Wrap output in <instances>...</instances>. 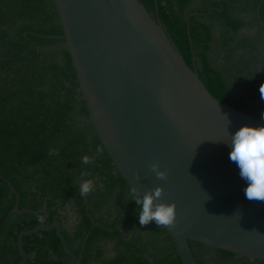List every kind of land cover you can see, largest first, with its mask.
Returning <instances> with one entry per match:
<instances>
[{"label": "trees", "instance_id": "trees-1", "mask_svg": "<svg viewBox=\"0 0 264 264\" xmlns=\"http://www.w3.org/2000/svg\"><path fill=\"white\" fill-rule=\"evenodd\" d=\"M140 1L214 98L261 118L264 0ZM98 145L55 1L0 0V264L20 263L18 235L43 218L9 215L16 198L7 181L19 209L44 208L47 226L61 223L81 264H182L165 227L140 225L128 183L105 149L96 153ZM50 148L59 155H49ZM85 155L94 163L83 164ZM85 179L95 188L81 196ZM23 244L26 264H74L55 230L26 236ZM188 245L197 264H264Z\"/></svg>", "mask_w": 264, "mask_h": 264}, {"label": "water", "instance_id": "water-1", "mask_svg": "<svg viewBox=\"0 0 264 264\" xmlns=\"http://www.w3.org/2000/svg\"><path fill=\"white\" fill-rule=\"evenodd\" d=\"M54 1L94 131L130 189L143 196L162 187L160 202L176 204V225L165 228L182 264H197L189 240L264 262V201L245 197L226 144L240 127L264 120L214 98L140 0ZM153 163L166 180L150 171ZM7 184L16 198L9 215H43L18 235V264L28 261L24 237L53 230L81 264L61 223L47 226L44 208L19 209L20 196Z\"/></svg>", "mask_w": 264, "mask_h": 264}, {"label": "clouds", "instance_id": "clouds-1", "mask_svg": "<svg viewBox=\"0 0 264 264\" xmlns=\"http://www.w3.org/2000/svg\"><path fill=\"white\" fill-rule=\"evenodd\" d=\"M259 92L261 100H264V83H261ZM260 117L264 120V111L260 113ZM226 144L231 148L229 160L235 163L239 169L240 178L247 184V187L243 189L245 197L249 201H264V125L252 126L246 124L236 130L234 134H230V141ZM103 152V146L98 145L96 153L99 155ZM49 155H59L58 149L50 148ZM94 161V156L85 155L82 157L83 164H91ZM150 171L155 174L157 179H167V171L160 170L157 163L150 165ZM84 175H88V173L85 172ZM135 178L139 180V174H136ZM94 188L95 181L85 179L79 186V193L81 196H87ZM163 191L162 187H156L145 191L141 196L135 187H131L133 201L140 207L138 218L141 226L154 221L158 228L175 227L177 206L174 202H160Z\"/></svg>", "mask_w": 264, "mask_h": 264}, {"label": "flooded vegetation", "instance_id": "flooded-vegetation-1", "mask_svg": "<svg viewBox=\"0 0 264 264\" xmlns=\"http://www.w3.org/2000/svg\"><path fill=\"white\" fill-rule=\"evenodd\" d=\"M67 211H69V210H67ZM66 213H67V212H66ZM70 216H72V213H70ZM74 219H75V218H73L72 221H73Z\"/></svg>", "mask_w": 264, "mask_h": 264}]
</instances>
